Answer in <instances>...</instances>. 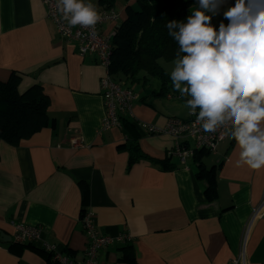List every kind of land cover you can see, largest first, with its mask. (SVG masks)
Listing matches in <instances>:
<instances>
[{
	"label": "crops",
	"instance_id": "0c3cea01",
	"mask_svg": "<svg viewBox=\"0 0 264 264\" xmlns=\"http://www.w3.org/2000/svg\"><path fill=\"white\" fill-rule=\"evenodd\" d=\"M91 2L98 11L104 7ZM126 4L114 2L121 19ZM196 7L193 0L190 14ZM222 19L213 17L212 24L218 27ZM109 30L106 23L101 28ZM77 47L58 37L42 0H0V80L16 73L20 90L40 85L49 116L38 131L21 129L14 141L0 140V232L10 235L0 242V264H52L44 242L81 259L88 243L85 212L100 234L115 238L97 253L99 264H222L240 255V264H264V216L253 215L264 202V167L237 164L230 130L215 151L200 156L207 176L198 175L194 154L187 164L170 155L174 137L138 125L189 116L186 98L156 77L115 79L136 98L120 124L102 129L106 68ZM16 223L37 227L39 238L12 243ZM118 235L129 239L119 242Z\"/></svg>",
	"mask_w": 264,
	"mask_h": 264
},
{
	"label": "clouds",
	"instance_id": "9594fccd",
	"mask_svg": "<svg viewBox=\"0 0 264 264\" xmlns=\"http://www.w3.org/2000/svg\"><path fill=\"white\" fill-rule=\"evenodd\" d=\"M184 21L165 25L178 44L168 75L173 91L203 131L230 125L237 164L264 167V0H196ZM70 27L94 29L101 20L91 0H56ZM218 27L212 18L221 15ZM224 21H227L225 24Z\"/></svg>",
	"mask_w": 264,
	"mask_h": 264
},
{
	"label": "trees",
	"instance_id": "16d2710c",
	"mask_svg": "<svg viewBox=\"0 0 264 264\" xmlns=\"http://www.w3.org/2000/svg\"><path fill=\"white\" fill-rule=\"evenodd\" d=\"M110 7L115 0H97ZM125 16L114 26L113 52L109 72L118 81H145L156 77L164 88L172 87L168 72L158 63L159 59L172 61L178 44L168 35L166 24L171 20L184 21L190 15L193 0H125ZM20 76L12 73L0 80V140L12 142L21 129L27 133L38 131L48 121V98L40 85L34 83L19 88ZM187 99V98H186ZM204 150L194 153L198 175L205 171L201 161ZM208 195L214 192L211 177L206 184ZM83 215V213H82ZM0 242H5L0 237ZM26 245L31 242H12ZM11 243V244H12ZM52 264H57L52 262ZM130 264H135L131 262Z\"/></svg>",
	"mask_w": 264,
	"mask_h": 264
},
{
	"label": "built area",
	"instance_id": "2783aa9c",
	"mask_svg": "<svg viewBox=\"0 0 264 264\" xmlns=\"http://www.w3.org/2000/svg\"><path fill=\"white\" fill-rule=\"evenodd\" d=\"M42 2L46 9V17L53 22L58 37L76 41L77 51L81 56L95 55L99 63L106 68L105 74L100 79L101 95L105 104L101 127L102 129H109L120 124V115L130 114L136 93L130 86L118 83L109 72L113 52L114 28L108 35L101 32L105 23L118 20V11L113 6L102 7L99 10L101 20L94 29L81 26L70 27L67 21L61 19L60 13L56 10V0H42ZM233 3L234 0H230V4ZM194 121L195 117L189 115L185 119L170 117L161 126L143 121L138 122V125L147 133L168 134L174 137L176 142L168 153L175 155L182 164H187V160L193 156L196 150L215 151L220 140L230 130V125L226 122L216 133H209L203 131ZM73 142L77 143L78 146L81 145L78 139H74ZM253 215L264 216V202L262 206L253 210ZM253 215L252 217H254ZM81 223L88 242L84 256L81 259L73 258L69 254L59 251L55 245L44 242L42 248L49 254L52 261L57 264H99L97 253L113 244L115 238L100 234L96 229L92 215L88 212L83 213ZM39 236L40 231L37 227L23 223L14 225L12 234L14 242H31L37 240ZM116 239L123 242L129 238L127 235H118ZM242 257L240 255L222 264H240Z\"/></svg>",
	"mask_w": 264,
	"mask_h": 264
},
{
	"label": "rangeland",
	"instance_id": "374dc122",
	"mask_svg": "<svg viewBox=\"0 0 264 264\" xmlns=\"http://www.w3.org/2000/svg\"><path fill=\"white\" fill-rule=\"evenodd\" d=\"M121 19V15L120 13H118V20ZM110 21V22H107L106 25L110 26V30L108 32H105L103 33L104 35H108L109 33H111L113 31V26L116 24V22L118 21ZM173 60L172 61H167V60H164V59H160L159 60V63L163 66H169V69L171 70V68L173 67V64H172ZM212 154V153H211ZM210 154V156H211Z\"/></svg>",
	"mask_w": 264,
	"mask_h": 264
},
{
	"label": "water",
	"instance_id": "95a60500",
	"mask_svg": "<svg viewBox=\"0 0 264 264\" xmlns=\"http://www.w3.org/2000/svg\"><path fill=\"white\" fill-rule=\"evenodd\" d=\"M0 237H1L3 240H5V241L10 240V235H8V234H6V233H4V232H0Z\"/></svg>",
	"mask_w": 264,
	"mask_h": 264
}]
</instances>
